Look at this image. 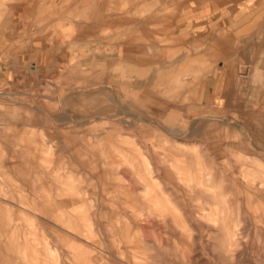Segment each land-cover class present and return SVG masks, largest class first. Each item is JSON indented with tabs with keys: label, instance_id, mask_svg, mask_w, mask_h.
Returning <instances> with one entry per match:
<instances>
[{
	"label": "rangeland",
	"instance_id": "1",
	"mask_svg": "<svg viewBox=\"0 0 264 264\" xmlns=\"http://www.w3.org/2000/svg\"><path fill=\"white\" fill-rule=\"evenodd\" d=\"M177 15L0 0V264H264V79L202 103Z\"/></svg>",
	"mask_w": 264,
	"mask_h": 264
},
{
	"label": "crops",
	"instance_id": "2",
	"mask_svg": "<svg viewBox=\"0 0 264 264\" xmlns=\"http://www.w3.org/2000/svg\"><path fill=\"white\" fill-rule=\"evenodd\" d=\"M172 1L178 10L175 20L178 32L193 36L210 33L212 38L206 54L215 56L214 58L221 57L223 60L220 68L209 64V69H205L203 75L195 74L189 77L199 81L197 88H200L199 98L202 103L208 102L210 105V95L204 97L208 85L215 87L218 83L217 87L223 89L227 78L233 79L231 86L236 85L241 78L264 79V76L256 75L257 73L250 76L240 75L243 71L246 73L247 68L248 72L264 69V0ZM23 16L24 11L17 13L16 25L19 27L16 30L27 29L20 27ZM214 33L216 37L212 35ZM223 34L227 39L222 38ZM230 48L233 49L232 58L228 59ZM239 63H243L244 66H240ZM212 103L214 108H220L221 98L216 94L212 98ZM260 126L264 127V124L261 123Z\"/></svg>",
	"mask_w": 264,
	"mask_h": 264
}]
</instances>
